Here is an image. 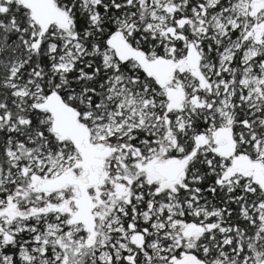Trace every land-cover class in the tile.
Returning <instances> with one entry per match:
<instances>
[{"label":"snow or ice","instance_id":"snow-or-ice-1","mask_svg":"<svg viewBox=\"0 0 264 264\" xmlns=\"http://www.w3.org/2000/svg\"><path fill=\"white\" fill-rule=\"evenodd\" d=\"M0 264H264V0H0Z\"/></svg>","mask_w":264,"mask_h":264}]
</instances>
